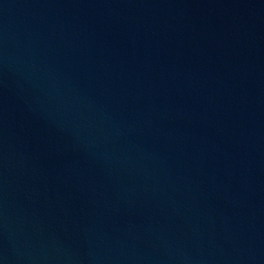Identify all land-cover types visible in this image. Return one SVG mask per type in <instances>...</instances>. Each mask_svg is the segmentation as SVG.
Returning <instances> with one entry per match:
<instances>
[{"label":"water","instance_id":"water-1","mask_svg":"<svg viewBox=\"0 0 264 264\" xmlns=\"http://www.w3.org/2000/svg\"><path fill=\"white\" fill-rule=\"evenodd\" d=\"M0 264H264V0H0Z\"/></svg>","mask_w":264,"mask_h":264}]
</instances>
